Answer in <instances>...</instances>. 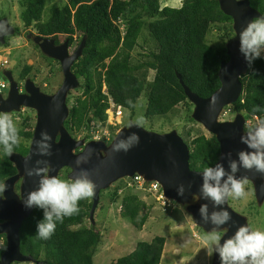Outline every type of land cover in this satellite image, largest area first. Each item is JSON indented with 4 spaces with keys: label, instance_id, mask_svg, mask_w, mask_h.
Here are the masks:
<instances>
[{
    "label": "trees",
    "instance_id": "16d2710c",
    "mask_svg": "<svg viewBox=\"0 0 264 264\" xmlns=\"http://www.w3.org/2000/svg\"><path fill=\"white\" fill-rule=\"evenodd\" d=\"M63 1L62 5H56L57 0H19L20 20L23 29L33 28L36 36L53 39L57 44L67 41L70 51L85 37L81 56L71 68L77 80L82 82L77 88L81 94L69 102V115L64 123L72 135L78 137L77 134L83 131L100 133L94 125L106 123L109 99L115 110L129 112L132 118L142 95L146 99L145 119L168 115L183 105L189 113L188 121L193 123L191 104L184 96L176 74L193 94L202 99L220 87L217 74L220 63L228 61L227 41L209 44L206 37L213 27L223 32L227 40L234 33L232 20L223 15L216 0ZM248 1L250 8L264 16V0ZM179 4L181 6L176 7ZM45 11L47 16L42 18ZM5 17L6 14L0 11V19ZM148 41L153 44L151 48ZM136 49L147 53L138 54L135 59L132 54ZM23 67L22 81L32 72L31 67ZM150 73L153 74L151 79ZM239 81L241 95L229 108L233 114H242L246 121H255L264 116V111L252 112L257 105L264 108V59H257L248 66ZM129 100L134 107L129 106ZM28 123L29 119L25 118L20 128L25 141L32 135ZM184 143L189 150L190 170L202 172L205 165H214L218 160L219 145L215 137L200 134L190 142L184 140ZM26 152L22 142L14 151L15 154ZM15 173L8 157L0 156V181ZM62 179H67L66 174ZM115 184V189L110 187L100 192L98 205L103 193L113 189L111 201L120 202V216L133 228L141 230L148 220L150 207L135 194L126 193L122 197V190ZM231 201L229 199L228 204L234 210ZM91 203V199L81 201L79 214L66 218L48 240L36 236V224L42 219V211L34 208L20 227V253L42 264H94V250L101 235L88 219ZM164 203L174 209L172 201L164 200ZM0 239L5 244L4 236ZM164 245L163 237L138 242L130 254L118 258L113 264H160Z\"/></svg>",
    "mask_w": 264,
    "mask_h": 264
},
{
    "label": "water",
    "instance_id": "95a60500",
    "mask_svg": "<svg viewBox=\"0 0 264 264\" xmlns=\"http://www.w3.org/2000/svg\"><path fill=\"white\" fill-rule=\"evenodd\" d=\"M220 11L224 16L232 20L233 38L225 45L227 62H221L218 70V81L220 87L209 98L201 99L186 88L180 81L188 101L194 106L192 119L203 126L212 134L220 149L219 158L222 154L232 153V158H236L238 153L245 146L240 143V136L244 133V121L241 116H236L231 122L218 123L217 119L224 108L236 103L242 92V85L239 81L248 69V64L239 52V36L236 33L246 26V24L257 16H261L257 11L250 8L248 0H216ZM7 26L6 34L0 35V43H4V38L12 36L14 29L10 27L7 19H1ZM34 43L39 47L42 54L50 59L56 60L61 65L63 81L58 90L52 95H45L40 92L38 86L31 80L24 82V93L18 92V86L10 77V73L4 76L10 82V88L4 99L0 98V112L19 113L21 108L31 109L36 113V122L32 132L28 153L21 156L13 153L8 157L9 162L14 166L16 174L4 182L8 185L5 192L6 199L0 201V236H4L6 251L0 257V264L30 263L42 264L34 260L31 256H24L20 253L19 231L22 223L30 217L34 208H24L21 200L38 185L39 177L26 176V170L35 166L39 159H47L51 165L50 175L58 176L62 169H68L67 179H71L78 174L81 168L89 172L90 179L97 185L93 198H91V208L88 219L93 224L94 212L99 203V194L107 190L111 185L125 178H133L135 175L141 177L145 182H157L161 185L166 199L172 200L181 206H186V211L196 220L195 227L203 232L210 230V225L200 222L198 209L203 200L196 199L192 204L194 196H198L201 184V172H193L189 169V151L187 146L175 131L168 134H155L142 129L121 128L113 137L109 144L102 141L74 140L64 128V123L69 115V108L66 98L71 90L79 87L76 76L70 72L74 61L80 56L85 46L83 39L74 52L69 56L66 43L55 47L53 40H42L35 38ZM215 97V103H212ZM47 131L52 137V148L50 157H40L34 154V141L40 138V133ZM129 132H137L140 136V143L128 153H112L110 147L115 139ZM80 150L79 153H75ZM86 158L80 168L76 167L75 161ZM219 160V159H218ZM227 169V161H221ZM247 176L253 186L254 198L258 205L264 202V175L253 171L241 169L237 174ZM19 183L18 193L14 191ZM183 184L185 194L183 197L177 196V187ZM189 185L191 187L189 188ZM224 207L232 214L233 221L237 224L247 223L246 219L234 212L228 201ZM211 210V209H210ZM235 229H231L229 235ZM227 238V237H225ZM223 242V241H222ZM219 258L213 255V264H218Z\"/></svg>",
    "mask_w": 264,
    "mask_h": 264
},
{
    "label": "clouds",
    "instance_id": "9594fccd",
    "mask_svg": "<svg viewBox=\"0 0 264 264\" xmlns=\"http://www.w3.org/2000/svg\"><path fill=\"white\" fill-rule=\"evenodd\" d=\"M7 26L0 22V35L6 34ZM239 36V52L249 66L257 59H264V16L250 20L235 37ZM213 97L212 103H215ZM112 103V102H111ZM134 107L132 101L127 102ZM264 111L260 106H254L253 114ZM146 124L143 116L130 120L125 127L142 129ZM20 128L14 118L8 113L0 112V156L11 157L21 144ZM140 143L137 132L123 134L115 139L110 151L128 153ZM240 143L245 147L236 153L222 154L214 165H205L200 173L201 184L195 199L203 200L198 209L200 222L210 225V230L200 237L206 255L218 256L220 264H264V230L253 229L249 224H237L232 214L224 207L231 199L240 201L246 199L250 192L247 186L250 180L247 176L237 175L241 169L264 175V116H259L255 122L240 136ZM52 137L47 131L40 133V138L34 141V154L40 157H50ZM221 161H227V169ZM87 160L80 157L75 161L80 168ZM52 169L47 159H39L35 166L26 170V176L39 177L35 190L30 191L22 200L26 209L36 208L42 211V219L36 224V236L40 240L50 239L57 226L63 224L66 218L78 215L80 202L94 197L97 185L90 179L89 172L81 168L71 179H62L50 175ZM191 185H189V188ZM8 185L0 181V201L6 199ZM177 196L183 197L185 186L177 187ZM211 209V210H210ZM185 216L193 222L196 220L185 211ZM235 229L231 235V229ZM227 237V238H225ZM223 241V242H222ZM6 251L3 239H0V253Z\"/></svg>",
    "mask_w": 264,
    "mask_h": 264
},
{
    "label": "rangeland",
    "instance_id": "374dc122",
    "mask_svg": "<svg viewBox=\"0 0 264 264\" xmlns=\"http://www.w3.org/2000/svg\"><path fill=\"white\" fill-rule=\"evenodd\" d=\"M62 3H64L63 0H57L54 4L62 5ZM166 4H168V2H166ZM48 5L51 6V4ZM180 6L181 4L176 7ZM162 7L163 6H161V8ZM0 11L6 14L5 18L11 27H17L19 31L23 32V24L20 20L21 8L19 0H0ZM44 16H47L46 11L43 13L42 18ZM21 32H19L18 36L15 35L16 37L10 38L9 41V47L14 49L13 52L16 51V53L11 54L13 57L10 59L8 65L12 68L11 73L13 74V77L17 79V70L20 71L24 65H28L32 67L31 75H33L39 83H45L48 79L47 71L49 70V64L39 57L37 50L32 48L30 43L24 39L25 36H23ZM206 40L209 44H218L221 43V41H228L223 32L216 30L215 27L210 30ZM139 43L142 44L141 41H139ZM147 45L151 48L153 44L151 41H148ZM145 48L147 49L146 46ZM145 53H147L145 50L136 49L133 52L132 57L137 59L138 54L144 55ZM135 59L134 61H136ZM11 64L14 66H11ZM152 75V73L149 74V79H151ZM59 78L60 76H58V79ZM51 82L53 83V86L59 84L56 79ZM104 89L105 88L103 87V90ZM3 93L7 95L6 88L3 89ZM80 94L81 90H78L74 97ZM138 100L132 118H130V113L126 111H120L119 116L113 115L111 112L107 111L106 123L104 125H94L96 129L100 130L99 139H102V136L104 135V137L114 136L130 120H133L138 116L144 117L146 106L145 96L142 95ZM190 109L192 111V107H190ZM232 114L233 113L231 112L230 115ZM188 115L189 113L187 112L186 107L181 105L168 115L145 119L146 124L143 129L158 134L176 131L177 134L187 142H190L200 134L209 137L210 135L198 124L188 121ZM29 117V123L27 126L34 127L35 121L31 116ZM228 119H232V117ZM250 121L252 123L255 122L253 120ZM22 122L23 118H18V120H16L19 128H22ZM94 123H98V121H94ZM187 133L189 135H187ZM77 135L78 139H83V136L91 139L90 133L87 134L86 131L81 132V134L78 133ZM94 137H96L95 133ZM117 186L122 190V197L126 193L135 194L141 201L150 207L148 220L141 230H136L128 221L120 216V202L114 203L111 201V191L115 188L104 192L100 199L101 202L94 214V226L99 230L101 235L100 242L94 250V264H113L118 258L130 254L138 242H150L154 237H163L165 239L160 264L212 263V257L206 255L204 245L200 239L204 232L193 227L192 221L185 216L184 208L174 203V209L170 211L165 203L156 201L155 198L152 197L151 190L148 188L145 190L140 184L138 187H132L131 182L127 179L118 181L115 184V187ZM126 188H129V190ZM247 188L250 195L246 199L240 201L232 200L231 205L234 208V211L243 216L247 220V224L253 229L264 230V202L260 206H258L256 202L255 204H252L255 201L253 189L250 184ZM85 226H88V224L86 223Z\"/></svg>",
    "mask_w": 264,
    "mask_h": 264
},
{
    "label": "flooded vegetation",
    "instance_id": "af4514ba",
    "mask_svg": "<svg viewBox=\"0 0 264 264\" xmlns=\"http://www.w3.org/2000/svg\"><path fill=\"white\" fill-rule=\"evenodd\" d=\"M10 27H11V26H10ZM12 28L14 29V34H13L12 36L5 37V38H4V44H0V45L3 47L2 49H0V64L3 65V67H0V74H1V76H2V78H3V81H2V85H3V87L0 89V98L4 99V98L6 97V94L3 93V89H4V88L7 89V93H8V90H9V84H8V81H7V79L4 77V73H6V72L10 73V77L12 78L13 82L17 84V86H18V92H19L20 94H23V93H24V82H25L26 80H31L32 82H34V83L38 86V88H39V90H40L41 93H43V94H45V95H52V94H54V93L58 90V88L60 87V85H61V83H62V81H63V76H62V72H61L60 64H59L56 60L50 59V58L44 56V55L40 52V50L38 49V47H37V46L34 44V42H33V39H34L35 37H38V36L35 35V32H34L33 28L23 29V32L19 31V29H18L17 27H12ZM19 32H21V33L23 34V36H25L24 39H26V41H27L28 43H30V45L32 46V48H34L35 50H37V52L39 53V57H40L44 62H45V61L48 62V64H49V70L47 71V75H48L47 78H48V79L45 81V83H44V82L39 83V81H37L36 78H35L33 75H31V74H28V75L25 77V79L22 81L20 78H21V74H22L23 71H24V70H23L24 67H22L20 71L17 70V72H18L17 79L13 77V74L11 73V69H12V68H10L8 65H9V61H10V59H12V57H13V56H11V54H12V53H16V51L13 52L14 49H11V48L9 47V41H10V38L16 37L15 35L18 36ZM83 38L85 39V37H82L81 40H82ZM45 39H50V38H45ZM51 40H53V39H51ZM81 40H80V42H81ZM53 41H54V40H53ZM65 42H67V41H65ZM65 42H64V43H65ZM80 42H79V44H80ZM64 43L57 44V43H55V41H54V46L59 47V46L63 45ZM79 44L77 45V47L79 46ZM34 45H35L37 48H35ZM77 47H76L74 50L70 51V50H71V47H68V42H67V53H68V55L71 56V55L75 52V50L77 49ZM76 61H77V60H76ZM76 61H75V62H76ZM75 62H74V63H75ZM13 64H14V63H13ZM13 64H11V66H14ZM24 66H26V65H24ZM72 66H73V65H72ZM72 66H71V68H72ZM26 67H31V66H28V65H27ZM31 68H32V67H31ZM71 68H70V71H71ZM58 76H60L59 79H58ZM54 79H56V80H57V83H59V84H56V85L53 86V83H52L51 81L54 80ZM79 83H80V84L82 83L80 79H79ZM76 91H77V89H76V90H71V91H69V93H68V95H67V98H66V104H67L68 108H69V102L71 101V99H74L75 97H78V96H79V95H76V96L74 97V95L76 94ZM68 97H69V99H68ZM67 99H68L69 101H68ZM191 107H192V106H191ZM192 108H193V107H192ZM9 115H11V116L14 118L15 122H16V120H18V118H23V120H24L25 118H27V119L30 118L29 116H31V118H33V120L36 122V113H35L33 110H31V109L21 108L19 113L12 112V113H10ZM229 118H230V117H229ZM225 120H229V119L226 118ZM65 122H66V121H65ZM34 126H35V124H34ZM124 127H125V126H124ZM64 128H65V127H64ZM33 129H34V127H30V128H29V130L31 131V134H32V132H33ZM65 129H66V128H65ZM66 131L69 133V135H70L72 138H74V139H78V137L75 136L74 134L72 135L68 129H66ZM89 133H90V132H89ZM113 135H114V134H113ZM90 136H91V139L87 138L86 136H83V139H79V140H82L84 143H87V142H89V141H97L95 138H93V137H94V134L90 133ZM31 137H32V135H31ZM112 138H113V137H112ZM99 140H100V139H99ZM30 141H31V138H30V140H28V141H25V140H22V141H21L22 144H23V146L26 147L27 152H26V154H20V153H17L18 155H21V156H23V157L27 155V153H28V148H29V145H30ZM110 141H111V140H110ZM110 141L108 142V144L110 143ZM183 141H184V140H183ZM79 152H80V150H76V151H75V153H79ZM67 170H68V169H62V170L58 173V176H57V177H60V178H61V177H64L65 174H66V177H67V175H68V173H69V170H68V172H66ZM15 174H16V173H15ZM13 176H14V175H13ZM4 181H5V180H4ZM4 181H3V182H4ZM18 190H19V183L16 184V186H15V188H14V191H15L16 193H18ZM0 223H1V222H0Z\"/></svg>",
    "mask_w": 264,
    "mask_h": 264
},
{
    "label": "bare ground",
    "instance_id": "6f19581e",
    "mask_svg": "<svg viewBox=\"0 0 264 264\" xmlns=\"http://www.w3.org/2000/svg\"><path fill=\"white\" fill-rule=\"evenodd\" d=\"M1 19H6V18H1ZM0 19V20H1ZM35 38H41L42 40H51V39H45V38H42V37H35ZM34 38V39H35ZM34 39H33V42H34ZM84 39V38H83ZM82 39V40H83ZM81 40V41H82ZM66 43V46H67V42H65ZM64 43V44H65ZM81 43V42H80ZM1 44V43H0ZM4 44V43H3ZM35 44V43H34ZM63 44V45H64ZM36 45V44H35ZM80 45V44H79ZM37 46V45H36ZM62 46V45H61ZM38 47V46H37ZM56 47V46H55ZM79 47V46H78ZM77 47V48H78ZM38 49H39V47H38ZM40 50V49H39ZM77 50V49H76ZM75 50V51H76ZM83 50V49H82ZM40 52H41V50H40ZM82 52V51H81ZM42 53V52H41ZM74 54V53H73ZM72 54V55H73ZM45 56V55H44ZM80 56H81V54H80ZM79 56V57H80ZM47 57V56H46ZM78 57V58H79ZM78 58H77V60H78ZM58 62V61H57ZM75 62V61H74ZM59 63V62H58ZM60 64V63H59ZM74 64V63H73ZM72 64V65H73ZM0 67H3V65L2 64H0ZM60 68H61V65H60ZM61 72H62V70H61ZM71 72V71H70ZM177 75L178 74H176V78H177ZM5 77V76H4ZM180 77V76H179ZM6 78V77H5ZM7 79V78H6ZM12 79V78H11ZM177 80H178V83H179V85L181 86V88H182V90H183V87H182V85H181V83H180V81L182 82V80H181V78H180V81H179V79L177 78ZM2 81H3V78H2V76H1V74H0V89L3 87V85H2ZM7 81H8V84H9V88H10V82H9V80L7 79ZM13 81V80H12ZM182 84L184 85V83L182 82ZM185 86V85H184ZM186 87V86H185ZM186 88H188V87H186ZM183 93H184V90H183ZM184 96L186 97V95H185V93H184ZM210 97V96H209ZM208 97V98H209ZM186 99H187V97H186ZM202 99V98H201ZM205 99H207V98H205ZM187 101H188V99H187ZM109 106H108V108H107V110L105 111V114H106V112L107 111H109V112H111L113 115H116V116H119V115H117L116 114V112L118 111V110H115L114 109V105L111 103V101H110V99H109ZM189 102V101H188ZM190 103V102H189ZM191 104V103H190ZM191 106L193 107L192 108V111H191V115H192V112H193V109H194V106L191 104ZM230 106H228V107H226V108H224L223 109V111H221V113L219 114V116H218V119H217V121H218V123H224V122H231V121H233L234 120V118L236 117V116H241L242 118H243V121H244V126H243V130H244V132L248 129V127H250L253 123L250 121V120H248V121H246L245 119H244V117H243V115L242 114H232V115H230L231 114V109L229 108ZM118 112H120V111H118ZM107 115V114H106ZM229 117H232V119H229V120H225L226 118H229ZM191 119H192V117H191ZM192 121L193 122H195L193 119H192ZM196 124H198L205 132H207L204 128H203V126L202 125H200L199 123H197V122H195ZM246 127V128H245ZM126 128V127H125ZM147 132H149V131H147ZM170 132H172V131H170ZM170 132H168V133H170ZM176 132V131H175ZM92 134H93V131L91 132ZM154 133V132H153ZM168 133H164V134H168ZM177 133V132H176ZM208 133V132H207ZM155 134H158V133H155ZM209 135H211V136H213L212 134H210V133H208ZM161 135V134H160ZM178 135V134H177ZM115 136V135H114ZM113 136V137H114ZM179 136V135H178ZM180 137V136H179ZM214 137V136H213ZM181 138V137H180ZM113 139V138H112ZM112 139H109L108 137H103L102 139H100V140H97V141H102V142H104V143H106V144H108V142L110 141V140H112ZM182 139V138H181ZM216 139V138H215ZM182 141H183V139H182ZM217 141V140H216ZM111 142V141H110ZM183 143H184V141H183ZM218 143V142H217ZM185 144V143H184ZM186 145V144H185ZM219 145V144H218ZM187 146V145H186ZM188 148V147H187ZM189 151V150H188ZM219 154H220V149H219ZM218 159H219V157H218ZM218 161V160H217ZM188 163H189V161H188ZM190 169V168H189ZM192 171V170H191ZM193 172H196V171H193ZM134 177H138V176H134ZM134 177L133 178H125V179H127V180H129V182H131V186L132 187H138V185L137 184H135V182L133 181V179H134ZM141 178V177H140ZM124 179V180H125ZM123 180V179H122ZM141 180H142V182H143V188L146 190L147 189V187L149 186V188H150V190H151V192H152V197L153 198H155V200L156 201H159V202H161V203H164V200H169V199H166L165 198V196H164V194H163V190H162V187H161V185L159 184V183H157V182H154V181H151V182H145L142 178H141ZM120 181V180H119ZM118 182V181H117ZM115 184V183H114ZM114 184L113 185H111L110 187L111 188H113L114 187ZM250 185H251V187H252V189H253V186H252V184L250 183ZM109 187V188H110ZM142 188V189H143ZM253 195H254V190H253ZM255 199V198H254ZM169 201H172V200H169ZM256 201V200H255ZM173 203H175V204H177L176 202H174V201H172ZM196 203V199H193L192 200V204H195ZM257 204V203H256ZM91 205H92V203H91ZM177 205H179V204H177ZM258 205V204H257ZM180 207H182V208H184V210L186 211V206H181V205H179ZM228 206H229V204H228ZM258 206H260V205H258ZM230 207V206H229ZM169 208V210L171 211V210H173V209H171L170 207H168ZM234 211V210H233ZM187 212V211H186ZM235 212V211H234ZM243 217V216H242ZM247 221V220H246ZM192 225H193V227H195L194 226V224H193V222H192ZM197 228V227H196ZM197 229H199V228H197ZM200 231H202L201 229H199ZM203 232V231H202ZM6 246V245H5ZM164 249V248H163ZM13 264H21V263H13ZM30 264V263H29ZM211 264H213V256H212V263Z\"/></svg>",
    "mask_w": 264,
    "mask_h": 264
},
{
    "label": "built area",
    "instance_id": "2783aa9c",
    "mask_svg": "<svg viewBox=\"0 0 264 264\" xmlns=\"http://www.w3.org/2000/svg\"><path fill=\"white\" fill-rule=\"evenodd\" d=\"M116 114L119 115V112L117 111ZM93 133H95V136H96V137H94V138H95L96 140H99V133H98V132H93ZM133 181H134L135 184H137L138 186H139V184L142 185V186L144 185L140 177H134ZM147 188L150 190L149 186H148Z\"/></svg>",
    "mask_w": 264,
    "mask_h": 264
}]
</instances>
